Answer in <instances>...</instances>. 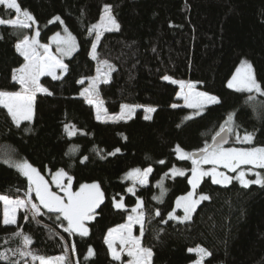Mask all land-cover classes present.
I'll list each match as a JSON object with an SVG mask.
<instances>
[{
    "label": "trees",
    "instance_id": "obj_1",
    "mask_svg": "<svg viewBox=\"0 0 264 264\" xmlns=\"http://www.w3.org/2000/svg\"><path fill=\"white\" fill-rule=\"evenodd\" d=\"M18 3L34 17L41 43L61 30L60 22L54 21L59 17L76 38L77 50L65 61L67 71L60 79L40 78L48 92L35 96L31 121L17 127L0 106V194L26 199L29 182L12 163L27 161L46 179L63 169L72 177L74 191L81 184L97 183L104 199L94 218L86 221L87 236L66 232L58 214L44 211L35 218L28 210L19 211L16 224L4 225L0 201V252L10 257L0 264L17 260L20 264H37L32 256L19 255L22 240L12 235L18 230L31 237L27 250L35 256L64 255L68 264H125V257H110L105 237L110 229L126 221L138 201H142L140 210L144 213L141 244L151 248V264H190L198 255L188 249L197 245L211 253L203 264H264V185L245 188L232 181L220 186L204 177L196 193L210 198L197 206L190 221L167 219L176 199L189 191L191 165L176 157L177 146L197 152L206 143L211 144L212 137L233 114V130L240 135L251 134L252 147H264V96L227 87L242 60L250 62L256 81L264 87V0ZM105 5L111 6L119 28L103 32L93 59L90 50L95 35L89 29L98 23ZM14 16L13 10L0 5V18ZM31 31L30 27L0 25V90H20L12 75L24 58L15 45ZM105 60L112 65L111 71L101 63ZM97 68H105L101 72L110 74L107 83L98 85L108 115L116 114L123 104L142 105L156 109L151 119H144L138 111L127 121H97L94 107L80 96L85 85L80 81L97 75ZM166 75L196 83L201 92L216 96L219 103L185 119L191 111L172 107L179 101L178 87L165 81ZM249 95L253 96L251 101ZM65 125L74 126L76 134L69 136ZM73 146L76 151H70ZM149 167L152 172L147 185L129 192L125 175ZM173 168L186 171V175H165ZM162 179L165 195L157 202ZM31 198L37 203L33 192ZM116 201H122L124 208H117ZM90 247L94 250L91 257Z\"/></svg>",
    "mask_w": 264,
    "mask_h": 264
},
{
    "label": "snow or ice",
    "instance_id": "obj_2",
    "mask_svg": "<svg viewBox=\"0 0 264 264\" xmlns=\"http://www.w3.org/2000/svg\"><path fill=\"white\" fill-rule=\"evenodd\" d=\"M0 5H4L9 10H14L17 14L14 19H2L0 18V25H11L13 27L28 28L31 25L29 21L34 22V17L27 10H22L18 0H0ZM21 16L23 17L21 19ZM54 20H60L59 17H55ZM119 25L111 13V6L105 5L103 13L100 16V20L97 24H94L89 29L90 34H95V41L92 43L91 55L93 59H96V48L104 31L118 30ZM66 35H61L59 32L55 33L50 39L56 45V50L60 53V56L53 55L49 51V45L39 43L37 37L39 31H36L35 35H24L20 39L15 48L17 52L23 56L25 63L19 68L13 70L12 79L14 82L20 85V91L9 92L0 90V106L7 110V114L11 117L13 123L20 127L23 121H31L34 114V101L37 92H45L48 90L39 83V79L43 75H51L53 79H59L56 75V70L61 69L67 71V65L63 63L62 56L71 55L77 48L76 38L65 29ZM39 49H43L40 52ZM103 65H106L108 71H111L112 65L108 61H102ZM98 74L101 72L100 68H97ZM164 80H171L172 83H178L181 91L178 95L183 96L187 107L196 110L195 114L199 115L209 104L219 103V99L216 96L210 95L206 92L196 90V85L192 82L175 81L169 76H164ZM107 82V72L104 74V79L100 80L98 77L90 78L89 86L84 88L80 93L85 97L86 101L90 105L96 107V118L123 120L131 118L132 113L139 105H121V111L119 114L109 116L107 110L103 107V100L100 99L98 94V83ZM83 83V81H80ZM229 88L236 89L237 91L256 93L264 96V87L259 84L253 73L251 65L246 61L242 62L241 66L236 70V73L228 81ZM50 94V93H49ZM253 96L249 95L248 101H251ZM247 102V101H246ZM177 107V105H172ZM154 107H146V113L155 112ZM145 119H151L150 115H146ZM191 116L185 117V119H191ZM233 114H229L224 124L220 127V131L212 137V144H205V146L199 149L197 152H184L179 146L176 151L179 154L180 159H190L193 167L191 169V179L189 183L192 185L193 191L187 193L185 196H181L176 201L177 208H183L184 216L183 220H190L191 213L195 211L196 206L202 201L207 200L206 194H201L198 199H193L194 191L197 188L201 179L205 176H210L213 183L216 184H229L233 179H236L240 184L247 188L251 184L264 185V175L256 173V179L249 180L246 176V172L241 169V165H252L264 169V147H251V148H225L223 145L227 143V135L233 132ZM65 129L69 136L75 135L74 126L69 128L65 125ZM29 129H25L28 131ZM241 138L237 135V140ZM253 139L251 134H245L243 136V142H251ZM70 151H76V146H73ZM119 152L120 149H116ZM115 153H110L113 155ZM86 159V157H85ZM9 163L8 160L4 161ZM164 163V161H160ZM210 164L213 167L210 169H203L201 166ZM222 165L225 169H229L232 172H238L235 177L229 176L225 173L218 171L217 166ZM12 166L16 167L22 175L26 176L29 180V190L26 193V199L10 198L7 195L0 194V201L4 204L3 211V224L13 225L16 224V213L19 208H27L31 205L33 218L40 215V206L47 209L50 213H56L57 219H63L67 222L66 232L78 233L81 236L88 235V228L86 227V221L94 218L95 210L103 202L104 193L101 191L100 186L97 183L81 184L76 191L72 190V177L68 175L63 169L56 171L52 178V182L59 188L60 193L51 190L49 183L44 179L40 172L33 167L27 161H19L12 163ZM239 170V171H238ZM173 175H184L183 171L172 169L170 170ZM252 171L251 168L248 169ZM152 172V168L144 170L133 169L127 176L133 179L135 182L145 184L147 182L148 174ZM167 175V174H165ZM64 178H67V183H63ZM161 186V196L164 194L162 181L158 182ZM35 192V197L39 201V205L32 202L31 193ZM129 192L134 193V188H129ZM159 199V197H155ZM117 208H123L124 204L118 202L115 205ZM142 209V201H138L136 207L132 209L136 215H130L128 222L123 225H119L116 228L110 229L106 237V243L111 251L113 259H121V251L127 250V255L131 259L127 264H150V258L152 256L151 248H145L141 244V237L134 236L132 234V228L134 224L143 225L144 213L138 211ZM156 215H159L157 211ZM27 218V217H25ZM169 218H174L173 213H169ZM178 218V217H175ZM179 219V218H178ZM115 234V235H114ZM13 236L20 237L23 243V248L17 250L21 257L32 256V259L38 260L39 264H68L67 257L64 255L58 257H42L35 256L27 249L32 243L31 237L25 234L22 230L12 234ZM143 235V228L141 227V236ZM119 241L122 246L118 251L114 244ZM71 249L75 251V245H71ZM189 252H195L198 254V259L194 264H202L203 259L206 256L211 255L207 249L200 245L195 248H189ZM15 254V253H14ZM88 255L91 257L94 255V250L90 247ZM10 257L6 252H0V260L8 261ZM12 264H20V262L13 261Z\"/></svg>",
    "mask_w": 264,
    "mask_h": 264
},
{
    "label": "rangeland",
    "instance_id": "obj_3",
    "mask_svg": "<svg viewBox=\"0 0 264 264\" xmlns=\"http://www.w3.org/2000/svg\"><path fill=\"white\" fill-rule=\"evenodd\" d=\"M104 9V8H103ZM14 11V10H13ZM15 12V11H14ZM102 13H103V11H102ZM101 13V14H102ZM16 13H15V16L12 18V19H14L15 17H16ZM23 17L21 16V19H22ZM100 20V19H99ZM54 21H56V20H54ZM57 21H59L60 22V24H61V30L60 31H58L62 36L63 35H66V33H65V27L62 25V22L60 21V20H57ZM99 22V21H98ZM31 26H30V28L32 29V31H31V35H30V37L31 36H33V35H35V33H36V31H38L37 30V27H36V25H35V22H33V21H29L28 22ZM7 26H11V25H7ZM13 27V26H12ZM68 31V30H67ZM57 32V33H58ZM69 32V31H68ZM54 35V34H53ZM52 35V36H53ZM95 35V34H94ZM51 36V37H52ZM50 37V38H51ZM48 39V42L47 43H45V44H48L49 45V51L53 54V55H56V56H60V53H58L57 52V50H56V45L51 41V39ZM37 39L39 40V43L41 44V45H43V43H41V41H40V37L38 36L37 37ZM94 41H95V38H94ZM93 41V42H94ZM76 50H77V48H76ZM76 50L71 54V55H69V56H62L61 58H62V60H63V63L65 64V61L67 60V59H69L70 57H72L73 55H74V53L76 52ZM39 51L40 52H43V49H39ZM91 51H92V47H91V50H90V56H91V58H93V56L91 55ZM21 56V55H20ZM21 57H23V56H21ZM247 62L248 64H250V62H248L247 60H242L241 62H240V64L237 66V68H236V70L241 66V64H242V62ZM24 63H25V61H24ZM23 63V64H24ZM251 65V64H250ZM252 68V67H251ZM236 70H235V72H234V74L236 73ZM101 71H105V68H101ZM64 73H65V71H63V70H61V69H57L56 70V75L57 76H59L60 78L64 75ZM252 73H253V71H252ZM233 74V75H234ZM98 75H99V78H100V80H103L104 79V73H99V74H97V75H95L94 77H98ZM44 76H47V77H50L51 79H53L52 78V76L51 75H43V76H41L40 78H42V77H44ZM59 78V79H60ZM91 78H93V77H91ZM232 78V77H231ZM109 79H110V74L109 73H107V82L109 81ZM54 80H58V79H54ZM172 80H175V79H172ZM81 81H83V82H85V85H84V87H83V89L84 88H86V87H88L89 86V83H90V78L89 79H87V80H81ZM165 81H167V82H170V83H172L171 82V80H165ZM175 81H180V80H175ZM106 82V83H107ZM186 83L187 82H190V81H185ZM39 83H40V79H39ZM101 83H104V82H99L98 83V85L99 84H101ZM192 83H194V82H192ZM173 84H175L177 87H178V93L181 91V88H180V85L178 84V83H173ZM195 85H197L196 83H194ZM227 85H228V83H227ZM228 87V86H227ZM229 88V87H228ZM82 89V90H83ZM229 89H231V90H234V91H237L236 89H233V88H229ZM82 90H81V92H82ZM196 90L197 91H200L197 87H196ZM20 91V90H19ZM238 92H241V91H238ZM178 93H177V99L179 100L178 101V103L177 104H175V105H177V107L178 106H182V107H185V108H188L191 112H190V115L189 116H191V117H195V116H198V115H196L195 114V112H196V110H194V109H192V108H189V107H187L186 106V104H185V101H184V99H183V96H181V95H178ZM245 93H247V92H245ZM37 94H45V92H37L36 93V95ZM253 94H256V93H254L253 92ZM81 96V95H80ZM85 101H86V99H85V97H83V96H81ZM87 102V101H86ZM123 105H130V104H123ZM209 105H211V104H209ZM209 105H207V106H209ZM93 107H94V110H95V116H96V107L94 106V105H92ZM139 106H141V107H136L135 108V111L132 113V115H131V118H133L134 117V115L136 114V112H138V111H141V113H142V115H143V118L146 116V115H150V116H152V113H146L145 112V108L146 107H150V106H142V105H139ZM206 106V107H207ZM103 107H104V105H103ZM205 107V108H206ZM204 108V109H205ZM204 109L202 110V111H200V114H202V112L204 111ZM120 111H121V107H120V109H119V111L116 113V114H113V115H109V116H114V115H117V114H119L120 113ZM199 114V115H200ZM131 118H126V119H123V120H112V119H101V120H98L97 118V121H127V120H129V119H131ZM145 119V118H144ZM232 126V125H231ZM230 134V146H228V147H225V148H230V147H236V148H251L252 146H251V144H252V141L249 143V142H243V136L245 135H240L237 131H234L233 130V132L232 133H229ZM237 135H239V137L241 138L240 140H237ZM184 152H186V151H184ZM176 157L178 158V159H180V157H179V154L177 153V151H176ZM180 160H185V161H188L189 163H190V165H191V169H192V167H193V164H192V161L190 160V159H180ZM203 169H205V170H207V169H210L211 167H213L212 165H210V164H206V165H202L201 166ZM249 168H251L252 169V171L251 172H249L248 171V169ZM15 169H17L16 167H15ZM173 169H176V170H180V171H183L184 172V175H173L172 174V172L171 171H169L168 173H167V176H169V177H176V176H185L186 175V171H184V170H182V169H177V168H173ZM191 169H190V172H189V176H188V183H189V179H191ZM217 169H218V171H220V172H222V173H225V174H227V175H229V176H232V177H235L237 174H238V172H232L231 170H229V169H225L222 165H219V166H217ZM18 170V169H17ZM172 170V169H171ZM240 170H244L245 172H246V176H247V178L249 179V180H254V179H256V173H261L262 174V172H263V170L264 169H261V168H259V167H255V166H252V165H241V169ZM19 171V170H18ZM239 171V170H238ZM20 172V171H19ZM21 173V172H20ZM56 173V172H55ZM55 173H53L50 177H49V179H46V178H44L48 183H49V185H50V187H51V190L52 191H54V192H57L58 194H61V195H63L62 193H60V190H59V188L56 186V184L55 183H53L52 182V178H53V176H54V174ZM128 174V173H127ZM127 174L125 175V177H124V179L125 180H127L128 182H129V185H130V187L131 188H134V190L137 188V187H144V186H146L147 185V183H148V177H149V175H150V173L148 174V177H147V182L145 183V184H140V183H138V182H135L133 179H131V178H129L128 176H127ZM24 176V175H23ZM26 177V176H25ZM205 177H209L210 178V180H211V182L213 183V180H212V178L210 177V176H205ZM27 178V177H26ZM204 178V177H203ZM202 178V179H203ZM201 179V180H202ZM27 180H28V178H27ZM162 181V185H163V182H164V179H162L161 180ZM160 181V182H161ZM232 181H236L240 186H242L241 184H240V182L238 181V180H236V179H233ZM28 182H29V180H28ZM201 182V181H200ZM199 182V183H200ZM63 183H67V178H64V180H63ZM214 184H216V183H214ZM230 184V183H229ZM199 185V184H198ZM216 185H220V186H227L228 184H216ZM251 185H259V184H251ZM198 187V186H197ZM163 189H164V186H163ZM197 189V188H196ZM196 189H195V191H194V196H193V199H198L199 198V196L200 195H198L197 193H196ZM72 190H73V188H72ZM74 191V190H73ZM191 191H193V188H192V185L189 183V191L187 192V193H189V192H191ZM33 193H34V195H35V192L33 191ZM187 193L186 194H184V195H181V196H185V195H187ZM164 195H165V189H164V194L161 196V191H160V193H159V195L157 196V197H159V199H156L155 198V200L157 201V202H161L162 201V199L164 198ZM181 196H179V197H181ZM178 197V198H179ZM10 198H13V197H10ZM17 198V197H16ZM16 198H13V199H16ZM177 198V199H178ZM21 199V198H20ZM25 199V198H24ZM177 199H176V201H177ZM176 201H175V204H174V209H173V211L171 212V213H173L174 214V218H169V215L167 216V219H170V220H173V221H175V222H180V223H184V222H188V221H190V220H183L182 218H183V216H184V211H183V208H177L176 207ZM202 201H204V200H202ZM201 201V202H202ZM2 202V201H1ZM118 202H122V201H116L115 202V205H116V203H118ZM200 202V203H201ZM37 203H38V205H39V201H38V199H37ZM36 203V204H37ZM199 203V204H200ZM198 204V205H199ZM2 205H3V207H2V215H3V211H4V204H3V202H2ZM197 205V206H198ZM197 206H196V208H197ZM124 208V207H123ZM123 208H120V209H123ZM195 208V209H196ZM26 210H28L29 212H32V209H31V205H29L27 208H19V209H17V213L19 212V211H26ZM40 211H44V212H48L47 211V209H44L43 208V206H40ZM138 211H141L140 209L138 210ZM17 213H16V215H17ZM193 213L194 212H192L191 213V218H192V215H193ZM130 215H136V213H133L132 212V210H131V212L129 213V215L127 216V219H126V221L123 223V224H126L127 222H128V217L130 216ZM175 217H178V218H175ZM65 222V228L67 227V222L66 221H64ZM123 224H121V225H123ZM141 227L143 228L144 227V218H143V225L141 226L140 224H134L133 225V228H132V234L134 235V236H140L141 237ZM114 228H116V227H114ZM113 229V228H112ZM73 234H76V235H79L78 233H73ZM107 235H108V233H107ZM107 235H106V237H107ZM115 235V234H114ZM81 236V235H80ZM106 237H105V243H106ZM106 246H107V248H108V250H109V253H110V257L113 259V256H112V254H111V251H110V249H109V247H108V244L106 243ZM114 247L119 251L120 249H121V245H120V243H119V241L117 240L116 242H115V244H114ZM192 253H194L196 256L198 255L197 253H195V252H192ZM55 257H58V256H55ZM123 257H125V264H127V262L131 259V257H129L128 255H127V250L126 249H124L123 251H121V259L123 258ZM207 257V256H206ZM205 257V258H206ZM204 258V259H205ZM120 259V260H121ZM198 259V258H197ZM196 259V260H197ZM204 259H203V262H204ZM195 262V261H194ZM194 262H192V263H190V264H194ZM203 262H202V264H203ZM37 264H39V261L37 262ZM150 264H151V258H150Z\"/></svg>",
    "mask_w": 264,
    "mask_h": 264
},
{
    "label": "water",
    "instance_id": "obj_4",
    "mask_svg": "<svg viewBox=\"0 0 264 264\" xmlns=\"http://www.w3.org/2000/svg\"><path fill=\"white\" fill-rule=\"evenodd\" d=\"M212 143H213V140H212L211 144H212ZM229 144H230V134L227 135V143H225V144L223 145V147H227Z\"/></svg>",
    "mask_w": 264,
    "mask_h": 264
},
{
    "label": "built area",
    "instance_id": "obj_5",
    "mask_svg": "<svg viewBox=\"0 0 264 264\" xmlns=\"http://www.w3.org/2000/svg\"><path fill=\"white\" fill-rule=\"evenodd\" d=\"M29 212V211H28ZM30 214H32V212H29Z\"/></svg>",
    "mask_w": 264,
    "mask_h": 264
}]
</instances>
